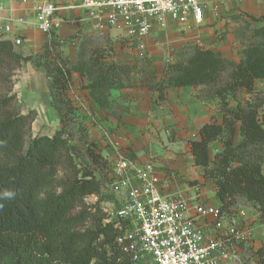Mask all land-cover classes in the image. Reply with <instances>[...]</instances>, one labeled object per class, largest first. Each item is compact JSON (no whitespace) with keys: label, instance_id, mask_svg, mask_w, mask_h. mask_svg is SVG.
I'll list each match as a JSON object with an SVG mask.
<instances>
[{"label":"trees","instance_id":"obj_1","mask_svg":"<svg viewBox=\"0 0 264 264\" xmlns=\"http://www.w3.org/2000/svg\"><path fill=\"white\" fill-rule=\"evenodd\" d=\"M248 31L238 62L194 45L188 56L167 64L160 78L150 70L143 80L159 102L165 100L167 88L212 87L221 118L204 122L196 137L187 140L192 162L215 185L222 212L244 200L256 205L264 223V111L259 113L258 102L235 108L226 103L227 94L237 87L252 92L255 81L264 80V24ZM49 45L53 50L57 42L50 39L45 51ZM100 50L92 47L87 61L75 69L89 79L90 97L106 109L109 91L123 87V76L133 67L105 62ZM54 57L46 68L50 104L60 122L53 134L35 135L26 142L30 114L20 113L15 94L0 97V264H136L115 242L120 230L103 223L105 210L85 203L87 196L99 194L105 186V177L95 176L93 169L106 170L108 180L110 162L97 152L96 142H86L89 167L78 175L69 145L75 106L65 94L71 70L58 53ZM25 59L12 40L0 38V75L3 66L15 67ZM216 140L221 148L211 157L209 144ZM60 171L71 174L65 178ZM247 250L255 264H264V243Z\"/></svg>","mask_w":264,"mask_h":264},{"label":"rangeland","instance_id":"obj_2","mask_svg":"<svg viewBox=\"0 0 264 264\" xmlns=\"http://www.w3.org/2000/svg\"><path fill=\"white\" fill-rule=\"evenodd\" d=\"M74 2L76 0H64L68 4ZM263 24L264 4L249 10L241 6L240 0H233L220 9L215 19L204 24L183 27L171 23L165 29L152 31L140 41L129 40L115 32L104 34L91 27L72 30L66 27L53 35L37 36L34 41L16 48L27 59L15 67L3 66L0 97L15 94L20 113L30 114L32 122L25 136L26 142L35 135L53 134L60 122L50 104V77L46 68L55 61L54 56L58 53L71 70L65 94L75 102L69 125V145L78 175L89 167L84 156L86 142L94 141L97 152L108 162L115 149L138 160H151L162 170L160 173L167 179L169 191L186 195L181 191L186 188L194 194L191 188L194 187L201 194L200 199L219 205L215 201V185L209 178L201 176V167L192 163L187 143L188 139L196 137L202 123L220 121V101L210 94L212 87L167 88L165 100L159 102L156 93L144 87L143 76L153 70L154 75L160 78L167 64L188 56L194 45L209 47L238 62L243 56L244 38H248L249 28ZM50 39L57 45L53 50L49 45L50 49L45 51V43ZM94 46L101 47L105 62L133 67L129 74L123 76L124 86L109 91L111 103L106 109L98 107L90 97V90L86 87L89 79L75 69L87 61ZM263 92L264 80H256L252 92L237 87L227 94L226 103L235 108L258 102L261 114L264 111V103L261 102ZM119 104L125 112L122 119L119 117L123 109ZM220 148V141L211 142L210 156ZM93 172L97 177H105L103 183L106 186L107 171L93 169ZM70 174L59 172V176L65 178ZM85 203L99 204L102 210H109L120 205V199L107 188L97 195L87 196ZM226 212L251 228V239L246 247L253 249L264 243V224L259 220L256 205L239 199L238 204ZM245 248L234 264H255V258L250 251H244Z\"/></svg>","mask_w":264,"mask_h":264},{"label":"built area","instance_id":"obj_3","mask_svg":"<svg viewBox=\"0 0 264 264\" xmlns=\"http://www.w3.org/2000/svg\"><path fill=\"white\" fill-rule=\"evenodd\" d=\"M28 2L30 0H23ZM231 0H77L57 4L35 0L34 19L28 21L49 36L75 11L82 27L104 34L115 32L132 41L143 40L152 31L169 24L197 26L207 14L214 18ZM17 22L25 23L22 18ZM11 20L3 33L11 31ZM20 38H14L19 44ZM110 160L106 186L119 196L120 205L105 210L103 223L120 230L115 242L136 264H234L251 239V228L218 205L169 191L151 160L140 161L115 149ZM106 186L102 191L106 190ZM241 214L243 212H240Z\"/></svg>","mask_w":264,"mask_h":264},{"label":"crops","instance_id":"obj_4","mask_svg":"<svg viewBox=\"0 0 264 264\" xmlns=\"http://www.w3.org/2000/svg\"><path fill=\"white\" fill-rule=\"evenodd\" d=\"M53 1L56 2L57 4H68V3H64V0H53ZM232 1L233 0H231V2ZM235 1H238V0H235ZM34 3H35V0H30L28 2H24L23 0H0V17L3 18V22L4 23L7 21V19L11 20V23H10L11 31L8 32V33H6V32L3 33L2 25L0 24V38L10 39V40L13 41V43H14V38H20L21 41H20L19 44H15L14 43V49L17 52H18V50L16 48H18L20 45H22V43L25 44V43L34 41L37 36L39 37V36L42 35V37H43V35H44V37H45V33L44 32L38 30L33 25L28 24V21H32L34 19V13H33V5H34ZM240 3H241L242 7H245L246 9L252 10V9L259 8L262 4H264V0H240ZM69 4H72V3H69ZM227 4H225V5H227ZM225 5H223L222 7H224ZM62 15L67 18V21L63 22L61 27L56 32H59L60 30L66 28V27L69 30L82 27L74 19V16L76 15L75 11H63ZM17 18H22L26 22L25 23L17 22L16 21ZM213 19H215L213 16H211L210 14H207L203 24L206 23L208 20H213ZM20 54H22V53H20ZM74 103L75 102H73V104ZM120 106L123 109L122 113L120 115L121 116L120 118L122 119L124 117L125 112H124L123 106L122 105H120ZM140 161H143V160H140ZM156 167H157V171H158L159 175L162 176L163 178H165V176L162 173H160L162 170L159 169V166L156 165ZM196 167H200V166H196ZM165 180H166L167 185H168L167 179H165ZM191 188H193V190L195 191L194 192V194H195L197 192L196 189L194 187H191ZM173 191H175V190H173ZM181 191H184L185 194L187 196H189V197L194 196V194H190L186 190V188L181 189ZM198 195L201 196L200 193H198ZM215 201L219 204V202H218V200L216 198H215ZM262 224H264V223H262Z\"/></svg>","mask_w":264,"mask_h":264},{"label":"clouds","instance_id":"obj_5","mask_svg":"<svg viewBox=\"0 0 264 264\" xmlns=\"http://www.w3.org/2000/svg\"><path fill=\"white\" fill-rule=\"evenodd\" d=\"M4 195L5 196H8V197H12L13 196V193L12 192H5Z\"/></svg>","mask_w":264,"mask_h":264}]
</instances>
